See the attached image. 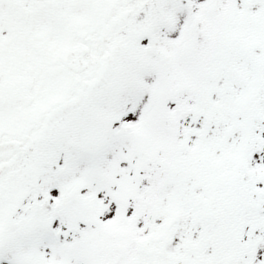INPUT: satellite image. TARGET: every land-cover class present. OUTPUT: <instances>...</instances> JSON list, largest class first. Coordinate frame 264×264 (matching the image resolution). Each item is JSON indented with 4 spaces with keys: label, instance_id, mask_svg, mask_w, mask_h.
Instances as JSON below:
<instances>
[{
    "label": "snow or ice",
    "instance_id": "6c2138e0",
    "mask_svg": "<svg viewBox=\"0 0 264 264\" xmlns=\"http://www.w3.org/2000/svg\"><path fill=\"white\" fill-rule=\"evenodd\" d=\"M0 264H264V0H0Z\"/></svg>",
    "mask_w": 264,
    "mask_h": 264
}]
</instances>
